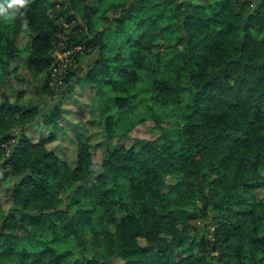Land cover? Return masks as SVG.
Instances as JSON below:
<instances>
[{
    "label": "trees",
    "instance_id": "16d2710c",
    "mask_svg": "<svg viewBox=\"0 0 264 264\" xmlns=\"http://www.w3.org/2000/svg\"><path fill=\"white\" fill-rule=\"evenodd\" d=\"M67 1L72 8L54 0L0 8V85L18 71L15 37L27 28V70L48 73L36 93L51 94V72L64 69L55 51L76 61L98 52L85 74L64 69L68 95L77 85L110 87L124 112L142 87L157 104L181 105L183 123L155 119L157 138L127 144L134 124L119 134L100 100L102 158L79 134L71 166L47 146L65 130L63 107L44 113L22 102L23 91L4 92L0 194L12 206L0 200V264H264V197L255 194L264 188V0H124L102 29L86 6L77 23L84 0ZM33 124L51 134L32 141ZM168 176L174 196L162 191ZM198 219H211L213 231L196 238ZM88 233L100 250L91 258ZM72 238L81 256L66 247Z\"/></svg>",
    "mask_w": 264,
    "mask_h": 264
},
{
    "label": "rangeland",
    "instance_id": "374dc122",
    "mask_svg": "<svg viewBox=\"0 0 264 264\" xmlns=\"http://www.w3.org/2000/svg\"><path fill=\"white\" fill-rule=\"evenodd\" d=\"M124 0H84L77 4V8L73 9L77 13L78 18L77 23H84L85 20L81 19L84 15L83 7L89 9L91 13V18L94 27L97 29H102L104 27L103 16H110L113 18L116 15V9L112 6L118 2H123ZM194 2H199V0H193ZM54 2H60L63 8H72V2L67 0H54ZM10 6L7 0H0V8H8ZM71 30V28L69 29ZM86 33L90 32V29H86ZM16 44L20 49L19 57L12 63V69L18 68V71H12L7 75V84L0 85V100L1 95L5 92L10 96H13L14 91H23L24 98L22 102L25 105H36L46 113L53 109L55 106L63 107V121L62 125L65 128L61 129L57 133V139L49 143L47 146L50 150L55 151V153L64 161H66L71 166H75V162L78 156V137L80 134L82 138L90 137L92 143V150L94 151L96 160H101L103 150L106 144L103 142L104 137L102 135L101 127L94 119L98 118V104L99 101L104 104L109 109L106 111L107 114L113 116L115 122V129L119 134L125 132V130L134 124L131 129L130 137L125 139L124 142L130 143L134 138L141 139H155L159 136L158 131L155 129L154 125L155 119H162L167 122L170 128H175L183 123L181 105L171 104V105H161L157 104L151 99L150 93L145 91L142 87H139L138 92L132 100V105L124 112H118L116 108L113 107V97L117 95L116 92L112 91L110 87H103L99 90L91 88L88 85L86 87L75 86L73 93L68 95V85L62 81L64 69L70 67L76 74L83 75L87 72L88 68L93 65L95 59L98 57V52H93L89 55L83 56L79 61L75 58L69 57L70 54L74 55L73 51L61 54L58 50L55 54L64 64V69L61 68L59 71L53 70L51 72L52 81L50 82L51 94L44 92L36 93L37 88H40L46 78L48 77L47 71L40 74L38 77L32 76V74L27 70L26 58L28 56V44L31 42V31L27 28L20 29L16 34ZM49 72V71H48ZM187 99V94L184 95ZM15 97L13 96V99ZM113 107V108H112ZM18 132H20L18 130ZM26 134L32 141H38L43 136H48L51 134V129L49 126L45 125H34L26 130ZM1 173V165H0ZM3 178V177H2ZM12 180L16 181L15 178ZM4 181V180H3ZM167 186L162 188V191L166 194H171L174 196V192L171 189V185L176 182V179H171L169 176L166 178ZM170 184V185H169ZM4 187L3 182L0 180V192ZM255 194L258 198L264 197V188L255 190ZM0 200L3 204L5 210H9L12 206L11 201L6 197L5 193L0 194ZM192 208V207H190ZM199 229L193 231L192 234L196 238L200 234H207V232L213 231V225L211 219H198L194 221ZM42 233H47L43 231ZM87 240V257L91 258L100 252L99 248L93 244V235L88 233L86 236ZM139 241L143 247H148V243L144 238H140ZM75 240L72 238L67 243V248H73L75 256H81L79 248L75 245ZM151 248V247H150ZM177 260L185 258L186 251L185 248L177 249ZM123 259L120 257H115L113 264H122Z\"/></svg>",
    "mask_w": 264,
    "mask_h": 264
},
{
    "label": "clouds",
    "instance_id": "9594fccd",
    "mask_svg": "<svg viewBox=\"0 0 264 264\" xmlns=\"http://www.w3.org/2000/svg\"><path fill=\"white\" fill-rule=\"evenodd\" d=\"M15 4L12 3V0H10V7H14Z\"/></svg>",
    "mask_w": 264,
    "mask_h": 264
}]
</instances>
